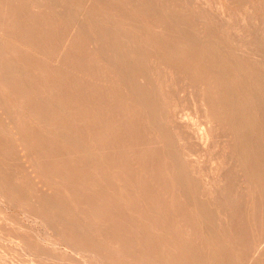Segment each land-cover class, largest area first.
I'll list each match as a JSON object with an SVG mask.
<instances>
[{"label":"rangeland","instance_id":"obj_1","mask_svg":"<svg viewBox=\"0 0 264 264\" xmlns=\"http://www.w3.org/2000/svg\"><path fill=\"white\" fill-rule=\"evenodd\" d=\"M221 4L225 5V7L231 12V18L229 21L224 19V13L221 8ZM247 20L250 21L249 24L247 23ZM262 22H264V0H0V68H2L0 70V87L3 86L0 88V263L65 264L67 262L66 264H124L127 262L126 264H133L134 262L135 264V262H137L136 264H138L140 261L141 263L143 262V264L144 262L145 264H166L165 262H168V264H174L175 262L179 264V262L182 260L180 264H185L183 261L187 259V261H185L186 264L188 261L192 264H219L221 262L223 264H235L236 262L240 264L244 262V264H264V254L260 255L262 257L255 255L258 251H260L261 254L264 249V208H262V211L260 208H258L260 211L256 209L255 211H251L249 213L244 212L243 209L236 208L237 212H234V210H236L235 207L232 209L233 206H235L234 204L238 203V201H244L246 196H249L244 194L245 197H242V191L245 189H241V191L238 190L239 192H237L236 188L231 189V187L228 186V193H231V196L235 195V193H241L242 195H239L237 202H233V199L229 194H227L232 201L230 203L227 200V203L231 204L232 206L227 204L226 200L225 203L222 201H215L216 203H214L213 199H210L207 196L206 187L204 185L205 180H202L201 178H203V175L206 173L214 172L212 164L217 163L219 157L217 154H201L198 151V146H195V144H198V142L197 138H194L195 135L192 131H195L199 128L200 120L203 118V115L200 105L196 103V97L194 95L195 93L191 88L193 87L191 86V82L193 85V80L195 77L201 79L203 78L204 81H208L212 78H217V80L220 82L228 81L227 78L233 77L231 74V71L234 67L233 59L236 60L237 58L244 60V65L240 74L241 80L247 81L250 79V74L253 70L257 73H262L259 72L260 69H264V24H262ZM243 31L250 33L254 40H259V44H261L260 51L263 58L256 56L248 57L243 52L239 53L243 43V37L241 35V32L243 33ZM109 57L111 59L113 58L112 60H109L110 62L107 60L110 59ZM114 59L115 61L113 63L112 61ZM248 68L250 70H247ZM200 71H204L202 72L204 75L201 74ZM17 85H22L20 88L23 90ZM64 86L66 89L63 88ZM142 87H144V89ZM174 87L176 89H174ZM102 89L104 91H102ZM146 91H150L148 95V92ZM222 92L224 101L225 99L229 100L230 96L228 94L232 93V90L225 87ZM92 93H95L96 96L98 94V96L96 97ZM39 95L40 97H38ZM143 95L146 98H142ZM42 96L44 100L42 99ZM162 96H166L167 98ZM115 97H117V100ZM263 98L264 95L259 96L258 99L255 98L256 100H253L252 103L249 102L248 108L250 111L246 109L244 110V114H249L252 111V107H257L258 105L263 104ZM101 100H103L102 103ZM160 100L161 103H157L160 102ZM113 101L116 102L113 103ZM145 102H147V104ZM148 105H151V108L153 109H151ZM166 105L170 108V110ZM119 106L122 108H120L121 112H119ZM184 114L188 115V119L190 120L191 124L187 128H183L179 123L177 124L178 117L180 118L182 116L181 118H184ZM12 115L13 120L11 118ZM100 115L102 116L100 117ZM121 115H126L124 116L126 119V121L123 122L124 124L122 121L125 119ZM65 116L68 117L66 118ZM112 118L114 119L112 120ZM170 119L173 121L174 119L176 120L172 122ZM129 120H131L132 126ZM141 120L143 121L142 123ZM169 120L171 122L170 126L166 122ZM128 122L130 126H128ZM138 122H140L139 125H137ZM16 123H18V125ZM159 123H161L160 129H163V132H161V130L158 128ZM114 124L116 126H114ZM142 124L146 125L144 126ZM131 127H133V131L131 130ZM128 128L132 131V136L128 135L130 137L125 135L131 134ZM141 128H144L148 132L146 131L145 133V131ZM134 129H136L137 132ZM181 129L189 131V137L187 136L186 139H184V142L188 146L187 151L179 150L177 144H173L172 147L170 146V138L173 137L175 132L183 135V132L179 131ZM62 131L64 133L66 132L65 136L67 138L65 136H61L64 135ZM138 131L140 132L138 133ZM141 131L144 132L141 134ZM67 133L71 135H67ZM133 133L136 135L134 136ZM143 133L148 135L145 136ZM120 134H122L123 137ZM140 134L143 136L141 137ZM71 136H74L75 138H72L75 140L77 138V142L73 140ZM131 138H133V140ZM60 139H63V142L60 141ZM68 139H71L70 141L72 142H70ZM129 139H131V143H134H129ZM156 140L160 143V145L159 143L158 145L155 144L157 143ZM153 141L155 142L153 143ZM49 142L52 143L50 144ZM53 143H55V146ZM56 144H58V147L54 149L53 146L56 147ZM71 144L74 146L78 145L76 148L77 150H73L75 148L74 146H71ZM59 145H63L65 149H62L63 147ZM152 145L156 147L154 148ZM50 147H52L53 150ZM59 147L60 149H58ZM70 148L73 151H68ZM110 148L112 150H110ZM158 149L160 153L164 155V157H162ZM20 150L23 152L21 153ZM62 150L67 152L64 153ZM56 152H60L62 158H66V161H68L65 162L64 159V161L60 162L63 159L60 157L61 155ZM69 152L72 154L70 155ZM153 153H155L159 158H157V156H155ZM55 154L58 156L56 155L55 157ZM152 154L155 156V158L150 157ZM113 155H115L114 157L117 158H114ZM46 156H48V159ZM67 157H69V159L71 158V160H69ZM56 158L59 159V161ZM93 158H96V160ZM147 158H149V162ZM25 159L27 160L25 161ZM198 159L200 161H198ZM29 160L31 163H29ZM121 160L124 163H122V165H120ZM26 162L29 164L25 165ZM57 162L60 164L63 163L61 164L62 166L60 164L58 165ZM200 162L203 164H200ZM177 164L183 168H188L187 173H189V175L184 179L186 184L182 185V189L185 188L188 190L187 188H191L190 191L194 190L193 194L195 193V197L192 198L191 196V199L189 198L190 200H187L185 196L181 195L182 190L180 185H178V187L176 185V187L171 185L169 177L173 173H170L168 176H164L166 168H171L174 166L178 168L179 165ZM124 166H127V168ZM230 169H232V167H230ZM128 172H130V174ZM197 172L199 174H197ZM131 173L133 175H131ZM134 173L136 175H134ZM139 175H141L140 178ZM133 179L136 180L137 184ZM148 179H150L152 183ZM38 181H40V183ZM42 182L44 183L42 184ZM129 182L131 183L129 184ZM149 184L151 185L150 188ZM164 186H167L168 190ZM161 187H163V189ZM155 189L158 190V192L154 191ZM171 189L174 190V192ZM148 190H152L153 193L152 191L148 192ZM198 192L199 194H197ZM200 192H202V194ZM161 193H163L162 196ZM203 193H206V195ZM159 196L164 198V202ZM181 198L186 201H181ZM140 199L142 201H140ZM149 199L151 200V203H155L157 205L156 208L153 207L155 204L151 205L150 201H148ZM199 199H202V201ZM207 199L213 203L211 202L210 205ZM179 200L181 202H179ZM10 201L11 203H9ZM198 201H201L199 204L202 207L197 204ZM205 202L208 204V206ZM223 203L224 205L227 204V207H230L229 210L226 206V210H224ZM18 204L20 206H18ZM105 204L108 205V208ZM171 204L172 206H170ZM193 206L194 208L192 210ZM197 206H199V208H197ZM219 207H221L224 212L229 211V213H231L226 215L228 212H225V214ZM117 208L120 209L116 210ZM152 208L156 210H152ZM200 209H202V211ZM157 210L162 214H160ZM165 210L169 214L171 212V214H167ZM179 211H182V213ZM188 211L190 212L188 213ZM192 211H194V213L198 212L199 214H194ZM260 212H262L261 215ZM173 213H175V215H173ZM151 214L155 218L150 216ZM177 214H179V217ZM233 214L236 215L234 216ZM164 215L171 217H166ZM194 215L195 217L201 215L203 218L204 216L206 218H204V220L200 216V219L198 218L197 220V217L194 218ZM207 215L209 216V220L211 218V222L208 220ZM131 216L132 218L129 219ZM159 216H162L165 219L163 220L162 217L158 218ZM229 216H232L231 219ZM156 217L158 218L159 222ZM126 218L128 219L126 220ZM172 218H174L176 222ZM201 219H203V221ZM177 220L180 222V224ZM200 220L203 222V225L202 222H199ZM222 220L223 224L221 222ZM258 220H260V222ZM81 221L84 222L85 226ZM225 221L230 222V224L232 221V224L230 225L228 222H226L225 225ZM105 222L109 227H107ZM131 222L132 224H137V226L131 225ZM141 224H143V226ZM156 224H159L158 226L167 224L168 228H164L166 226H163L162 228L160 226L158 228ZM204 224H206V226ZM208 224L211 226H208ZM213 224H215L216 227ZM256 224H260L259 226H261V228H256L258 227ZM110 225L113 229H111ZM172 225L177 226H174L173 228ZM200 225L203 226V228ZM105 227L106 230H104ZM156 227L157 229H154ZM219 227L220 229H218ZM223 227L224 229L225 227L228 228L223 230ZM101 228L104 231L101 230ZM150 228H153L154 230L152 229V231ZM253 228H255V230ZM168 229L172 230L171 233ZM201 229L203 230V234L206 235L202 234ZM207 229H210L212 232L209 233ZM94 230H96L97 233H95ZM123 230L128 232L125 231L124 233ZM163 230L167 233L163 232ZM193 230L194 233L198 232V234H194ZM82 231L84 233H82ZM106 231H108L109 234L105 233ZM175 231H178L177 235ZM191 231L194 235L190 234ZM71 232H73V234ZM136 232H141V235L143 232L144 233L140 238L138 233L135 234ZM244 232L246 235H244ZM155 234L156 236H154ZM181 234H185L183 236H185V240L187 242L184 240V237L181 236ZM200 234L202 236H200ZM103 235L106 236V238H104L107 240L103 238ZM132 235H135L136 238ZM85 236L88 238H85ZM89 236H91V238H89ZM110 236L111 239L109 238ZM127 236H131L132 239L131 237L128 239ZM143 236L146 237L144 238ZM250 236H254L253 239L255 240L253 241L252 237ZM152 237H154V240ZM197 237H199L200 240L197 239ZM246 237H248L247 240L251 238L249 240L250 243L246 240ZM259 237H262V239H259ZM161 238L167 239L163 241ZM121 239L124 240H122L123 243L120 241ZM134 239H136V242H133ZM172 239L175 243L172 241ZM203 239L204 242H202ZM205 239H208V241L206 240V244L203 246L202 244L205 243ZM242 239H245L244 242L248 243V246H246V243H243ZM127 240L130 241L129 244L126 242ZM160 240L163 242H161L162 244L160 243ZM67 241L71 244L74 243V248H72L73 246ZM99 241L101 245H104V248H108L104 249L103 246H100ZM112 241H114V243ZM115 241L118 243H115ZM144 241H147L151 245L156 241L158 242H156V245L154 243V247H152L148 243L146 245ZM189 241L190 245L193 244L192 246H187ZM230 241H233V243ZM125 242L126 245H123ZM217 242L219 243L217 244ZM157 243L161 244V246ZM237 243L238 245L240 244V246L237 247ZM241 243L243 247L241 246ZM130 244L133 247H130ZM172 244L175 246L173 245V247H171ZM177 244L180 245L179 250V245L177 246ZM229 245L231 247H229ZM95 246V249L97 250L94 249ZM127 246L129 249L134 248V250H129ZM197 246L200 247V249H197ZM210 246L214 247L211 248ZM136 247H138L139 251L136 250ZM247 247L251 248L248 249ZM160 248L165 250V252L162 250V255ZM181 248L183 250H181ZM185 248L188 251L190 250L189 253H191V255L185 252ZM114 249L117 250V252L114 251ZM154 249L157 250L155 251ZM192 249L195 250L193 251ZM241 249L243 251L242 256H240L242 253ZM148 250L150 252L149 254ZM200 250L203 252L201 251L200 253ZM207 250H209V252ZM103 251H106V253ZM143 251L147 253L144 254ZM152 251H154V253H151ZM191 251L195 252V255L194 253L192 254ZM226 251L229 254L226 253ZM121 253H123V255ZM248 253L249 257L247 256ZM106 254L108 257H105L107 256ZM147 254L151 255L150 257L153 258L148 257ZM244 254L246 255L245 259H247L248 262L245 261L243 256ZM113 256L114 258H112ZM145 256L148 257V259H146ZM181 256L184 259L181 258ZM189 256H193L196 260ZM231 256L233 260L231 259ZM166 257H168V259ZM156 258L157 260L160 259L158 260L159 262L156 260ZM259 258H261L260 260L262 263H260ZM138 259L141 260L137 261ZM152 259H155L158 263L154 262ZM235 259H239V262ZM121 260L122 262H120ZM131 260H133V262ZM163 260L166 261L164 262ZM167 260H170V262ZM230 260L233 262L231 263ZM172 261L175 262L173 263Z\"/></svg>","mask_w":264,"mask_h":264},{"label":"bare ground","instance_id":"obj_2","mask_svg":"<svg viewBox=\"0 0 264 264\" xmlns=\"http://www.w3.org/2000/svg\"><path fill=\"white\" fill-rule=\"evenodd\" d=\"M29 1V0H28ZM170 4V3H169ZM221 8H222V10H223V13H224V19L225 20H227V21H229V19L231 18V12H230V10H228L226 7H225V5H222L221 4ZM18 12V11H17ZM202 14V13H201ZM131 15V14H130ZM255 16V15H254ZM198 19V18H197ZM246 19V18H245ZM6 21V20H5ZM221 21V20H220ZM32 22V21H31ZM37 23V22H36ZM235 23V22H234ZM247 23L249 24L250 23V21H248L247 20ZM256 23V22H255ZM22 24V23H21ZM116 24V23H115ZM261 24V23H260ZM262 24H264V22H262ZM77 25V24H76ZM189 25V24H188ZM187 25V26H188ZM77 27V26H76ZM75 27V28H76ZM253 27V26H252ZM238 28V27H237ZM29 29V28H28ZM84 29V28H83ZM108 29V28H107ZM195 29V28H194ZM246 29V28H245ZM236 30V29H235ZM251 30V29H250ZM251 32V31H250ZM57 33V32H56ZM28 34V33H27ZM6 35V34H5ZM182 35V34H181ZM241 35H242V37H243V43H242V45H241V48H240V50H239V53L240 52H243L244 54H246L248 57H250V56H256V57H260V58H263V56L261 55V44H259V40L257 41V40H254L253 39V37H251L252 35L250 34V33H246L245 31H243V33L241 32ZM18 36V35H17ZM16 36V37H17ZM28 36V35H27ZM12 37V36H11ZM21 37V36H20ZM29 37V36H28ZM51 37V36H50ZM62 37V36H61ZM211 38V37H210ZM21 39V38H20ZM31 39V38H30ZM78 39V38H77ZM18 40V39H17ZM24 42H25V40H24ZM37 42V41H36ZM2 44V43H1ZM38 44V43H37ZM185 45V44H184ZM183 47V46H182ZM6 48V47H5ZM116 48V47H115ZM151 48V47H150ZM227 48V47H226ZM9 50H10V48H9ZM183 50V49H182ZM185 50V49H184ZM196 50V49H195ZM226 50V49H225ZM19 51V50H18ZM117 51V50H116ZM187 51V50H186ZM151 52V51H150ZM111 54H112V52H111ZM185 54H187V53H185ZM7 55V54H6ZM204 55V54H203ZM110 56V55H109ZM191 56V55H190ZM108 57V56H107ZM179 57V56H178ZM206 57V56H205ZM5 58V57H4ZM82 58V57H81ZM110 58V57H109ZM143 58H144V56H143ZM191 58V57H190ZM106 59V58H105ZM113 59V58H112ZM111 58L110 59H107L108 61L109 60H112ZM116 59V58H115ZM115 59L112 61L113 63H114V61H115ZM125 59V58H124ZM179 59V58H178ZM205 59H207V58H205ZM22 60H23V58H22ZM180 61V60H179ZM204 61V60H203ZM209 61V60H208ZM16 62V61H15ZM110 62V61H109ZM117 62V61H116ZM155 62V61H154ZM233 62H234V67H233V69H232V71H231V74H232V78H227L228 79V81H223V82H220V81H218L217 80V78H212V79H210V80H208V81H204V79L202 78H198V77H195V79L193 80L194 81V83H193V85H192V82H191V86H193V87H191L192 88V90H193V92L195 93L194 95H195V97H196V103H198L199 105H200V107H201V109H202V115H203V118L200 120V125H199V128L197 129V130H195V131H192L193 133H194V138L196 137L197 138V142H198V144H195V146L197 145L198 147V151L201 153V154H217L218 155V157H219V160L217 161V163H213L212 165H213V169H214V172H212V173H206V174H204L203 175V178H201L202 180H205L204 182V185H205V187H206V193H207V196L210 198V199H213V201H214V203H216L215 201H222V202H224L225 203V200H226V203H227V200H228V202H232L231 200H230V198H229V196L227 195V194H231V193H228V186H230L231 187V189L232 188H236L237 189V192H239L238 190H240L241 191V189H245V190H243L242 191V195H241V193L240 194H237V193H235V195H233V196H231L230 195V197L233 199V202H237V198L239 197V195H241L242 197H245L244 196V194H246V195H249V196H246V198L244 199V201H238V203H235L234 205L235 206H233V208L232 209H234V207H235V209L236 208H240V209H243L244 210V212H251V211H255L256 209L258 210V211H260L258 208H260L261 209V211H262V208H264V103L263 104H260V105H258L257 107H252V111L249 113V114H244V110H246V109H248L249 110V108H248V104H249V102H251L252 103V101L253 100H256V99H258L259 98V96H262V95H264V69H260L259 70V72H262V73H257V72H255L254 70L251 72V74H250V79H246L247 81H243V80H241V78H240V74H241V69H242V67H243V65H244V60H240V59H233ZM11 64V63H10ZM3 65V64H2ZM1 65V66H2ZM82 65V64H81ZM114 65H116V64H114ZM12 66V65H11ZM10 66V67H11ZM88 66H90V65H88ZM117 66H119V65H117ZM122 66V65H121ZM123 67V66H122ZM179 67V66H178ZM157 68V67H156ZM2 68H0V70H1ZM92 69V68H91ZM122 69V68H121ZM209 69V68H208ZM6 70H7V68H6ZM10 70V69H9ZM141 70V69H140ZM159 70V69H158ZM247 70H250L249 68L247 69ZM5 71V70H4ZM160 71V70H159ZM212 71V70H211ZM221 71V70H220ZM8 72V71H7ZM168 72V71H167ZM202 72H204V71H200V73L201 74H203ZM2 73V72H1ZM92 73H93V71H92ZM7 74V73H6ZM91 74V73H90ZM128 74V73H127ZM97 75H98V73H97ZM151 75H152V73H151ZM160 75V74H159ZM169 75V74H168ZM204 75V74H203ZM10 76V75H9ZM12 77V76H11ZM17 77V76H16ZM60 77H62V76H60ZM100 77V76H99ZM106 77V76H105ZM21 78V77H20ZM122 78V77H121ZM155 78H156V76H155ZM160 78V77H159ZM169 78V77H168ZM62 80H63V78H62ZM147 80V79H146ZM170 80V79H169ZM6 81V80H5ZM86 81V80H85ZM132 81V80H131ZM134 81V80H133ZM155 81H156V79H155ZM159 81V80H158ZM157 81V82H158ZM23 82V81H22ZM83 82V81H82ZM128 82V81H127ZM149 82V81H148ZM190 82V81H189ZM125 83V82H124ZM145 83V82H144ZM144 83H143V85H144ZM150 83V82H149ZM161 83V82H160ZM6 84V83H5ZM18 84V83H17ZM20 84V83H19ZM65 84V83H64ZM127 84V83H126ZM4 85V84H3ZM73 85V84H72ZM86 85V84H85ZM88 85V84H87ZM145 85H146V83H145ZM165 85V84H164ZM170 85V84H169ZM168 85V86H169ZM190 85V84H189ZM8 86V85H7ZM17 86H19V85H17ZM22 86V85H21ZM21 86H19V88L21 87ZM24 86V85H23ZM26 86V85H25ZM54 86V85H53ZM141 86V85H140ZM140 86H139V89H140ZM147 86V85H146ZM3 86H1L0 88H2ZM84 87V86H83ZM129 87V86H128ZM160 87V86H159ZM165 87V86H164ZM173 87V86H172ZM171 87V88H172ZM188 87V86H187ZM228 88V89H230V90H232V93H230V94H228L229 96H230V99L229 100H227V99H225V101H224V96H223V90H224V88ZM53 88H55V87H53ZM63 88H65V86L63 87ZM80 88H82V87H80ZM143 89H144V87H142ZM190 88V89H191ZM5 89V88H4ZM20 89H22V88H20ZM19 89V90H20ZM26 89V88H25ZM66 89V88H65ZM104 89V88H103ZM102 89V91H104ZM106 89V88H105ZM111 89V88H110ZM113 89H115V88H113ZM119 89H121V88H119ZM165 89V88H164ZM174 89H176L175 87H174ZM178 89V88H177ZM23 90V89H22ZM27 90V89H26ZM29 90V89H28ZM32 90V89H31ZM68 90V89H67ZM66 90V91H67ZM100 90V89H99ZM123 90V89H122ZM246 90H247V92H246ZM10 91V90H9ZM30 91V90H29ZM101 91V90H100ZM109 91H111V90H109ZM108 91V92H109ZM112 91H114V90H112ZM163 91V90H162ZM87 92H89V91H87ZM146 92H148V91H146ZM150 92V91H149ZM149 92L147 93V95L149 94ZM19 93H20V91H19ZM83 93H84V90H83ZM97 93H99V92H97ZM127 93H128V91H127ZM141 93H142V91H141ZM153 93V92H152ZM65 94V93H64ZM89 94H91V93H89ZM92 94H94V96H96L95 95V93H92ZM105 94V93H104ZM144 94V93H143ZM151 94V93H150ZM161 94V93H160ZM160 94H158V95H160ZM178 94H179V92H178ZM23 95V94H22ZM81 95V94H80ZM115 95L117 96V94L115 93ZM162 95V94H161ZM165 95V94H164ZM71 96V95H70ZM97 96H98V94H97ZM96 96V97H97ZM139 96V95H138ZM155 96V95H154ZM156 96H157V94H156ZM189 96V95H188ZM38 97H40V95L38 96ZM48 97H50V96H48ZM108 97V96H107ZM142 97V96H141ZM162 97H166V96H162ZM183 97V96H182ZM256 99H255V98ZM28 98V97H27ZM74 98V97H73ZM99 98V97H98ZM117 97H115V99H116ZM142 98H146V97H144V95H143V97ZM155 98V97H154ZM164 98H162V99H164ZM167 98V97H166ZM2 99V98H1ZM42 99H43V96H42ZM95 99V98H94ZM134 99V98H133ZM138 99H140V98H138ZM152 99V98H151ZM150 99V100H151ZM194 99V98H193ZM23 100H24V98H23ZM36 100V99H35ZM44 100V99H43ZM58 100H59V98H58ZM97 100V99H96ZM104 100V99H103ZM103 100H101V103L103 102ZM110 100V99H109ZM113 100H114V98H113ZM117 100V99H116ZM188 100V99H187ZM190 100V99H189ZM263 101H264V98L262 99ZM2 101V100H1ZM34 101V100H33ZM90 101V100H89ZM262 101V102H263ZM61 102V101H60ZM97 102V101H96ZM99 102V101H98ZM116 102V101H115ZM114 101H113V103H115ZM125 102V101H124ZM123 102V103H124ZM148 102V101H147ZM147 102H145L146 104H147ZM13 103V102H12ZM46 103V102H45ZM80 103H82V102H80ZM95 103V102H94ZM122 103V104H123ZM153 103V102H152ZM157 103H161V100H160V102H157ZM166 103H167V101H166ZM169 103H171V102H169ZM225 103V104H224ZM260 103V102H259ZM3 104V103H2ZM35 104V103H34ZM40 104V103H39ZM62 104V103H61ZM83 104V103H82ZM97 104V103H96ZM109 104V103H108ZM121 104V103H120ZM125 104V103H124ZM195 104V103H194ZM111 105V104H110ZM134 105V104H133ZM137 105V104H136ZM168 105H170V104H168ZM196 105V104H195ZM25 106V105H24ZM30 106V105H29ZM42 106V105H41ZM80 106V105H79ZM95 106V105H94ZM105 106H106V104H105ZM113 106V105H112ZM144 106V105H143ZM149 106V105H148ZM161 106V105H160ZM167 106V105H166ZM1 107H3V106H1ZM17 107V106H16ZM26 107V106H25ZM110 107V106H109ZM116 107V106H115ZM131 107V106H130ZM129 107V108H130ZM135 107V106H134ZM150 108L152 107L151 105L149 106ZM168 107V106H167ZM13 108V107H12ZM37 108V107H36ZM51 108V107H50ZM114 108V107H113ZM120 106H119V110H120ZM123 108H124V105H123ZM128 108V109H129ZM132 108V107H131ZM138 108V107H137ZM145 108V107H144ZM169 108V107H168ZM19 109V108H18ZM22 109V108H21ZM105 109V108H104ZM122 109V108H121ZM126 109V108H125ZM151 109H153V108H151ZM150 109V110H151ZM163 109H164V107H163ZM197 109V108H196ZM23 110V109H22ZM111 110V109H110ZM118 110V109H117ZM116 110V111H117ZM149 110V109H148ZM169 110H170V108H169ZM27 111V110H26ZM67 111V110H66ZM69 111V110H68ZM113 111V110H112ZM115 111V112H116ZM131 111V110H130ZM153 111V110H152ZM164 111H165V109H164ZM197 111V110H196ZM250 111V110H249ZM24 112V111H23ZM119 112H121V110L119 111ZM118 112V113H119ZM149 112H151V111H149ZM168 112V111H167ZM170 112V111H169ZM181 112V111H180ZM4 113V112H3ZM8 113H10V112H8ZM33 113V112H32ZM38 113V112H37ZM43 113V112H42ZM57 113V112H56ZM90 113V112H89ZM127 113H129V112H127ZM143 113V112H142ZM197 113V112H196ZM199 113V112H198ZM48 114V113H47ZM50 114V113H49ZM111 114V113H110ZM125 114V113H124ZM147 114L149 115V113L147 112ZM187 114H188V112H187ZM39 115V114H38ZM41 115V114H40ZM98 115V114H97ZM126 115H129V114H126ZM126 115H121L123 118H124V116H126ZM168 115V114H167ZM170 115V114H169ZM181 115V114H180ZM24 116V115H23ZM53 116V115H52ZM51 116V117H52ZM102 115H100V117H101ZM107 116V115H106ZM112 116V115H111ZM110 116V117H111ZM138 116V115H137ZM161 116V115H160ZM184 118H179L178 117V122H177V124L179 123L183 128H187L189 125H191L190 124V120L188 119V115H186V114H184ZM192 116V115H191ZM196 116H198V115H196ZM13 117V115L11 116V118ZM18 117V116H17ZM47 117V116H46ZM66 117V116H65ZM68 117V116H67ZM66 117V118H67ZM92 117H93V115H92ZM129 117V116H128ZM131 117V116H130ZM138 117H140V116H138ZM137 117V118H138ZM157 117H159V116H157ZM162 117V116H161ZM166 117H168V116H166ZM199 117H200V115H199ZM198 117V118H199ZM36 118V117H35ZM42 118V117H41ZM103 118V117H102ZM119 118V117H118ZM127 118V117H126ZM152 118V117H151ZM189 118H190V115H189ZM16 119V118H15ZM15 119H14V122H15ZM47 119V118H46ZM65 119V118H64ZM114 118H112V120H113ZM121 119V118H120ZM125 119V118H124ZM127 119H129V118H127ZM160 119H162V118H160ZM8 120V119H7ZM12 120H13V118H12ZM34 120H36V119H34ZM110 120V119H109ZM118 120V119H117ZM137 120V119H136ZM158 120V119H157ZM171 120V119H170ZM170 120L169 121H166L168 124H169V126H170V124H171V122H170ZM176 119H174V121H175ZM193 120V119H192ZM16 121H18V120H16ZM26 121V120H25ZM63 121H66V120H63ZM97 121V120H96ZM108 121V120H107ZM119 121H122V120H119ZM124 121H126V119L125 120H123L122 121V123L124 122ZM133 121V120H132ZM150 121V120H149ZM172 122H174L173 120H171ZM199 121V120H198ZM115 122V121H114ZM129 122H130V124H131V126H132V123H131V120H129ZM129 122H128V124H129ZM143 121L141 120V123H142ZM153 122V121H152ZM164 122V121H163ZM113 123V122H112ZM135 123H136V121H135ZM156 123H158V122H156ZM165 123V122H164ZM164 123H162V124H164ZM17 125H18V123H16ZM26 124V123H25ZM124 124V123H123ZM130 124L128 125V126H130ZM140 124V122H138V124L137 125H139ZM166 124V123H165ZM164 124V125H165ZM167 124V125H168ZM176 124V123H175ZM174 124V125H175ZM49 125V124H48ZM58 125V124H57ZM78 125V124H77ZM137 125H135V126H137ZM142 125H144V124H142ZM141 125V126H142ZM146 125V124H145ZM144 125V126H145ZM152 125V124H151ZM159 125V129H160V127H161V123H159L158 124ZM163 125V126H164ZM195 125V124H194ZM198 125V124H197ZM6 126V125H5ZM112 126V125H111ZM114 126H116L115 124H114ZM140 126V127H141ZM168 126V127H169ZM180 126V127H181ZM13 127V126H12ZM22 127V126H21ZM50 127V126H49ZM92 127V126H91ZM125 127H126V125H125ZM124 127V128H125ZM148 127V126H147ZM176 127V126H175ZM37 128V127H36ZM132 129V131H133V127H131ZM149 128H151V127H149ZM165 128V127H164ZM166 128H167V126H166ZM14 129V128H13ZM19 129V128H18ZM29 129V128H28ZM44 129V128H43ZM94 129V128H93ZM101 129V128H100ZM126 129V128H125ZM129 129V128H128ZM138 129H139V127H138ZM142 129V128H141ZM153 129V128H152ZM170 129H171V127H170ZM175 129V128H174ZM52 130V129H51ZM130 129H129V131H130V133L132 132ZM134 130H136V129H134ZM142 130H144L145 131V133H146V131L147 130H145L144 128L142 129ZM161 130V129H160ZM163 130V129H162ZM161 130V132H163ZM46 131H48V130H46ZM144 131H141V134H142V132H144ZM169 131V130H168ZM176 131V130H175ZM179 131H182L183 132V135L182 134H178L177 132H175V134L173 135V137L172 138H170V146L172 147V145L173 144H177L178 145V148H179V150H182V151H187V149H188V146H187V144L184 142V139H186V137L189 135V131L188 130H184V129H181V130H179ZM9 132V131H8ZM53 132V131H52ZM63 132V131H62ZM68 132V131H67ZM121 132V131H120ZM135 132V131H134ZM136 132H137V130H136ZM140 131H138V133H139ZM148 132V131H147ZM150 132V131H149ZM12 133V132H11ZM42 133V132H41ZM55 133H56V131H55ZM54 133V134H55ZM64 133V132H63ZM63 133H61V134H63ZM66 133V132H65ZM64 133V135H61L62 137L63 136H65L66 134ZM145 133H143V134H145ZM165 133V132H164ZM37 134V133H36ZM108 134V133H107ZM134 134V133H133ZM141 134H140V136H141ZM166 134V133H165ZM15 135V134H14ZM23 135V134H22ZM26 135V134H25ZM39 135V134H38ZM52 135V134H51ZM67 135H71V134H68L67 133ZM77 135V134H76ZM121 136H122V134H120ZM125 135H131L132 136V133L131 134H125ZM136 134H134V136H135ZM148 135V134H147ZM146 134H145V136H147ZM164 135V134H163ZM54 136V135H53ZM77 136H79V135H77ZM76 136V137H77ZM143 136V135H142ZM141 136V137H142ZM157 136V135H156ZM21 137V136H20ZM55 137V136H54ZM66 137V136H65ZM75 138L74 136H71V138ZM80 137V136H79ZM123 137V136H122ZM128 137H130V136H128ZM137 137V136H136ZM167 137V136H166ZM189 137V136H188ZM53 138V137H52ZM67 138V137H66ZM72 138V139H73ZM81 138V137H80ZM120 138V137H119ZM143 138H146V137H143ZM150 138V137H149ZM149 138H147V139H149ZM193 138V137H192ZM8 139V138H7ZM21 139V138H20ZM26 139V138H25ZM132 140H133V138H131ZM131 139H129V143H131L130 141H131ZM136 139V138H135ZM146 139V140H147ZM156 139V138H155ZM22 140V139H21ZM32 140H34V139H32ZM48 140V139H47ZM54 140V139H53ZM53 140H52V142H53ZM63 140V139H62ZM61 139H60V141H62ZM67 140V139H66ZM69 140V139H68ZM71 140V139H70ZM69 140V141H70ZM73 140H75V139H73ZM77 138H76V142H77ZM111 140V139H110ZM121 140V139H120ZM196 140V139H195ZM241 140H243V141H241ZM24 141V140H23ZM141 141H142V139H141ZM187 141V140H186ZM51 142V143H52ZM58 142V141H57ZM63 142V141H62ZM70 142H72V141H70ZM150 142V141H149ZM155 141H153V143H154ZM156 142L157 143H155V144H157L158 145V141L156 140ZM24 143V142H23ZM50 143V142H49ZM50 143V144H51ZM66 143H67V141H66ZM121 143V142H120ZM134 143V142H133ZM133 143H131V144H133ZM146 143V142H145ZM145 143H144V145H145ZM195 143H196V141H195ZM13 144V143H12ZM15 144H17V143H15ZM43 144V143H42ZM42 144H41V146H42ZM63 144V143H62ZM112 144V143H111ZM117 144V143H116ZM137 144V143H136ZM23 145V144H22ZM53 145L55 146V143H53ZM80 145V144H79ZM121 145V144H120ZM126 145V144H125ZM149 145V144H148ZM159 145H160V143H159ZM21 146V145H20ZM29 146V145H28ZM27 146V147H28ZM53 146V148L54 149H56L57 147H58V144H56V147H54ZM59 146H62L63 147V145H59ZM65 146V145H64ZM67 146H68V144H67ZM71 146H74V145H72L71 144ZM77 146L78 145H76V146H74V148L75 149H73V150H77L76 148H77ZM123 146V145H122ZM153 146V145H152ZM81 147V146H80ZM108 147V146H107ZM106 147V148H107ZM139 147V146H138ZM145 147V146H144ZM143 147V148H144ZM149 147V146H148ZM154 147V146H153ZM153 147H150V148H153ZM156 147V146H155ZM154 147V148H155ZM8 148V147H7ZM45 148V147H44ZM50 148H52V147H50ZM53 148H52V150H53ZM66 148H68V147H66ZM73 148V147H72ZM105 148V147H104ZM120 148V147H119ZM125 148V147H124ZM132 148V147H131ZM137 148V147H136ZM193 148V147H192ZM58 149H60V147L58 148ZM62 149H65V147H63ZM108 149H109V147H108ZM122 149V148H121ZM146 149H147V147H146ZM149 149V148H148ZM191 149V148H190ZM68 150V149H67ZM71 150V148L68 150V151H70ZM73 150H71V151H73ZM84 150V149H83ZM103 150V149H102ZM110 150H112L111 148H110ZM138 150V149H137ZM136 150V151H137ZM172 150V149H171ZM194 150V149H193ZM47 151V150H46ZM45 151V152H46ZM56 151V150H55ZM63 151V150H62ZM62 151H60V152H62ZM90 151V150H89ZM108 151V150H107ZM106 151V152H107ZM141 151V150H140ZM155 151V150H154ZM158 151H159V149H158ZM12 152V151H11ZM20 152L22 153L23 151L22 150H20ZM31 152V151H30ZM60 152H56V153H59V155H61V153ZM64 153H66L65 151H63ZM97 152V151H96ZM119 152V151H118ZM145 152H146V150H145ZM25 153V152H24ZM33 153H35V152H33ZM54 153V152H53ZM70 153V155L72 154L71 152H69ZM69 153H68V155H69ZM77 153H78V151H77ZM81 153V152H80ZM89 153V152H88ZM99 153V152H98ZM113 153V152H112ZM111 153V154H112ZM119 153H121V152H119ZM137 153V152H136ZM142 153V152H141ZM159 153H160V151H159ZM182 153V152H181ZM41 154V153H40ZM74 154H76V153H74ZM122 154V153H121ZM120 154V155H121ZM125 154V153H124ZM140 154V153H139ZM147 154V153H146ZM145 154V155H146ZM153 154H155V153H153ZM152 154V156H150L151 158H155V156H157L156 154H155V156ZM161 154V153H160ZM183 154V153H182ZM14 155V154H13ZM43 155V154H42ZM56 155L57 154H55V157H56ZM69 155V156H70ZM78 155H79V153H78ZM83 155V154H82ZM103 155V154H102ZM133 155V154H132ZM141 155V154H140ZM162 155V154H161ZM173 155V154H172ZM192 155H194V154H192ZM211 155V156H212ZM31 156H32V154H31ZM40 156V155H39ZM50 156V155H49ZM58 156V155H57ZM64 156V155H63ZM95 156V155H94ZM109 156V155H108ZM115 155H113V157H114ZM119 156V155H118ZM147 156H148V154H147ZM160 156V155H159ZM171 156V155H170ZM24 157V156H23ZM47 157V159H48V156H46ZM61 158H62V155L60 156ZM59 157V158H60ZM71 157H73V156H71ZM76 157V156H75ZM124 157H127V156H124ZM139 157V156H138ZM149 157V156H148ZM162 157H164V155H162ZM14 158V157H13ZM26 158V157H25ZM43 158H44V156H43ZM51 158V157H50ZM68 159H69V157H67ZM92 158V157H91ZM114 158H117V157H114ZM140 158V157H139ZM150 158V159H151ZM157 158H159L158 156H157ZM185 158V157H184ZM19 159V158H18ZM57 159V158H56ZM63 160H61L60 162H62V161H64V159H65V162H67L66 161V158H62ZM78 159V158H77ZM76 159V160H77ZM93 159H95L96 160V158H93ZM110 159V158H109ZM112 159V158H111ZM125 159V158H124ZM129 159H130V157H129ZM148 159V162H149V158H147ZM174 159V158H173ZM179 159V158H178ZM177 159V160H178ZM27 159H25V161H26ZM58 161H59V159H57ZM69 160H71V158L69 159ZM79 160V159H78ZM113 160V159H112ZM115 160V159H114ZM120 160V159H119ZM169 160V159H168ZM185 160V159H184ZM214 160V159H213ZM212 160V161H213ZM228 160V161H227ZM34 161V160H33ZM45 161V160H44ZM48 161V160H47ZM53 161V160H52ZM75 161V160H74ZM73 161V162H74ZM125 161V160H124ZM155 161H158V160H155ZM179 161H181V160H179ZM197 161V160H196ZM198 161H200L199 159H198ZM39 162H40V160H39ZM54 162V161H53ZM81 162V161H80ZM94 162V161H93ZM120 162V161H119ZM127 162H128V160H127ZM139 162V161H138ZM143 162V161H142ZM186 162H189V161H186ZM215 162V161H214ZM29 163H31L30 162V160H29ZM29 163H27L26 162V164L25 165H27V164H29ZM41 163V162H40ZM58 163V162H57ZM56 163V164H57ZM82 163V162H81ZM122 160H121V164L120 165H122ZM169 163H170V161H169ZM180 163V162H179ZM183 163V162H182ZM202 162H200V164H201ZM53 164V163H52ZM60 163H58V165H59ZM61 164H63V163H61ZM60 164V165H61ZM124 164V163H123ZM141 164H143V163H141ZM146 164H147V162H146ZM203 164V163H202ZM208 164H210V163H208ZM33 165H35V164H33ZM50 165V164H49ZM55 165V164H54ZM151 165V164H150ZM154 165V164H153ZM177 165H179V164H177ZM198 165V164H197ZM47 166V165H46ZM56 166V165H55ZM62 166V165H61ZM85 166V165H84ZM87 166V165H86ZM89 166V165H88ZM102 166V165H101ZM137 166V165H136ZM138 166H139V164H138ZM173 166V165H172ZM44 167V166H43ZM66 167V166H65ZM105 167V166H104ZM124 167H126L127 168V166H124ZM165 167V166H164ZM201 167V166H200ZM230 167H232V169H230ZM32 168H33V166H32ZM155 168V167H154ZM179 168V169H178ZM178 168L177 167H171V168H166L165 169V175L164 176H168L170 173H173L170 177H169V179H170V183H171V185H173V186H177L178 187V185H180V187H181V190H182V196H185L186 198H187V200H190L191 198V196H192V198L193 197H195L194 196V194H193V191L191 192L190 191V189L189 188H187L188 190H186L185 188H183L182 189V185H184V184H186L185 183V181H184V179L189 175V173H187V171H188V168H183V167H181L180 165L178 166ZM196 168V167H195ZM2 169V168H1ZM31 169V168H30ZM48 169V168H47ZM62 169V168H61ZM64 169H66V168H64ZM87 169V168H86ZM212 169V170H213ZM27 170V169H26ZM95 170V169H94ZM97 170V169H96ZM135 170V169H134ZM150 170V169H149ZM152 170V169H151ZM196 170V169H195ZM194 170V171H195ZM1 171V170H0ZM70 171V170H69ZM85 171V170H84ZM88 171V170H87ZM125 171V170H124ZM181 171H183V172H181ZM202 171V170H201ZM231 171V172H230ZM31 172V171H30ZM34 172V171H33ZM90 172V171H89ZM100 172V171H99ZM98 172V173H99ZM101 172H102V170H101ZM127 172V171H126ZM133 172V171H132ZM162 172V171H161ZM160 172V173H161ZM208 172V171H207ZM210 172V171H209ZM26 173V172H25ZM28 173V172H27ZM35 173V172H34ZM129 174H130V172H128ZM138 173V172H137ZM144 173V172H143ZM151 173H152V171H151ZM192 173H194V172H192ZM16 174V173H15ZM33 174V173H32ZM103 174V173H102ZM197 174H199L198 172H197ZM34 175V174H33ZM131 175H133L132 173H131ZM134 175H136L135 173H134ZM141 175H143V174H141ZM141 175H139V178H140V176ZM161 175V174H160ZM2 176V175H1ZM40 176H41V174H40ZM122 176V175H121ZM143 176H145V175H143ZM153 176V175H152ZM155 176V175H154ZM163 176V175H162ZM190 176H191V174H190ZM37 177H38V175H37ZM44 177V176H43ZM49 177H50V175H49ZM62 177V176H61ZM123 177V176H122ZM132 177V176H131ZM12 178V177H11ZM103 178V177H102ZM113 178V177H112ZM124 178H125V176H124ZM133 178V177H132ZM87 179V178H86ZM119 179V178H118ZM126 179V178H125ZM157 179V178H156ZM163 179V178H162ZM16 180V179H15ZM20 180V179H19ZM41 180V179H40ZM55 180V179H54ZM61 180V179H60ZM133 180H135V179H133ZM148 180H150V179H148ZM187 180V179H186ZM191 180H192V178H191ZM65 181V180H64ZM113 181V180H112ZM127 181V180H126ZM158 181V180H157ZM162 181V180H161ZM160 181V182H161ZM167 181H168V179H167ZM188 181V180H187ZM37 182V181H36ZM39 183H40V181H38ZM122 182V181H121ZM135 182H136V180H135ZM140 182V181H139ZM143 182V181H142ZM145 182V181H144ZM150 182H151V180H150ZM155 182V181H154ZM163 182H164V180H163ZM166 182V181H165ZM44 182H42V184H43ZM131 182H129V184H130ZM152 183V182H151ZM150 183V184H151ZM202 183V182H201ZM15 184V183H14ZM120 184V183H119ZM136 184H137V182H136ZM135 184V185H136ZM143 184V183H142ZM149 184V188L151 187V185ZM168 184V183H167ZM40 185V184H39ZM147 185H148V183H147ZM155 185V184H154ZM160 185V184H159ZM191 185V184H190ZM131 186H133V185H131ZM140 186V185H139ZM143 186H144V184H143ZM153 186V185H152ZM163 186V185H162ZM168 186H169V184H168ZM175 186V187H176ZM186 186V185H185ZM8 187V186H7ZM19 187V186H18ZM44 187V186H43ZM165 187V186H164ZM171 187V186H170ZM13 188H15V187H13ZM25 188V187H24ZM128 188V187H127ZM144 188V187H143ZM153 188H156V187H153ZM158 188V187H157ZM162 189H163V187H161ZM166 189H167V186L165 187ZM198 188V187H197ZM130 189V188H129ZM179 189V188H178ZM177 189V190H178ZM201 189V188H200ZM204 189V188H203ZM94 190H96V189H94ZM168 190V189H167ZM172 190V189H171ZM51 191V190H50ZM128 191V190H127ZM149 191H152V190H148V192ZM154 191H157L158 192V190H154ZM166 191V190H165ZM173 192H174V190H172ZM201 191V190H200ZM203 192H205L204 190H202ZM235 191V190H234ZM2 192V191H1ZM161 192V191H160ZM164 192V191H163ZM152 193H153V191H152ZM166 193V192H165ZM201 194H202V192H200ZM206 193H203V194H205L206 195ZM42 194V193H41ZM145 194V193H144ZM162 194L163 193H161V196H162ZM179 194V193H178ZM197 194H199V192L197 193ZM196 194V195H197ZM233 194V193H232ZM61 195V194H60ZM109 195V194H108ZM119 195V194H118ZM154 195H155V193H154ZM169 195H171V194H169ZM168 195V196H169ZM59 196V195H58ZM113 196V195H112ZM153 196V195H152ZM173 196H174V194H173ZM176 196H177V194H176ZM182 196H180V197H182ZM203 196V195H202ZM201 196V197H202ZM122 197V196H121ZM124 197V196H123ZM160 197V196H159ZM164 197V196H163ZM167 197V196H166ZM175 197V196H174ZM197 197V196H196ZM11 198H13V197H11ZM91 198V197H90ZM148 198V197H147ZM160 198H162V197H160ZM190 198V199H189ZM198 198H199V196H198ZM64 199V198H63ZM163 199L164 198H162V201H163ZM170 199V198H169ZM180 199V198H179ZM195 199V198H194ZM206 199V198H205ZM124 200V199H123ZM122 200V201H123ZM131 200V199H130ZM146 200V199H145ZM171 200V199H170ZM177 200V199H176ZM183 199L181 198V201H182ZM193 200V199H192ZM199 200H201L202 201V199H199ZM208 201H209V199H207ZM207 200H205V201H207ZM224 200V201H223ZM230 200V201H229ZM241 200V199H240ZM14 201V200H13ZM17 201V200H16ZM133 201H134V199H133ZM136 201V200H135ZM140 201H142L141 199H140ZM148 201H150V203H151V200L149 199ZM180 200H179V202H181ZM184 202L186 201V200H183ZM200 201V202H201ZM207 201V202H208ZM101 202V201H100ZM137 202H138V200H137ZM143 202H145V201H143ZM164 202V201H163ZM168 202V201H167ZM176 202V201H175ZM191 202V201H190ZM196 202H197V200H196ZM199 201H198V203L197 204H199L200 203ZM212 202V201H211ZM211 202L209 201V204L211 205ZM222 202H221V204H222ZM9 203H11V201L9 202ZM18 203V202H17ZM105 203V202H104ZM110 203V202H109ZM108 203V204H109ZM176 203H178V202H176ZM193 203V202H192ZM191 203V204H192ZM206 203V202H205ZM213 203V202H212ZM220 203V202H219ZM224 203H223V205H224ZM3 204V203H2ZM39 204V203H38ZM103 204V203H102ZM111 204V203H110ZM109 204V205H110ZM141 204V203H140ZM139 204V205H140ZM144 204V203H143ZM152 204H155V203H151V205ZM164 204H166V203H164ZM184 204V203H183ZM207 204V203H206ZM227 204H229V203H227ZM227 204L226 205H224V210H226L225 208L227 207ZM233 204V203H232ZM16 205V204H15ZM105 205H107V204H105ZM116 205V204H115ZM119 205V204H118ZM138 205V204H137ZM142 205V204H141ZM181 205V204H180ZM186 205V204H185ZM205 205V204H204ZM217 205H219V204H217ZM223 205H220V206H223ZM230 206H232L231 204H229ZM18 206H20L19 204H18ZM156 204L155 205H153V207L154 208H156ZM160 206V205H159ZM168 206V205H167ZM167 206H166V209H167ZM170 206H172V204L170 205ZM176 206V205H175ZM190 206V205H189ZM199 206H201L200 204H199ZM199 206H197V208H199ZM207 206H208V204H207ZM214 206V205H213ZM226 206V207H225ZM95 207V206H94ZM111 207V206H110ZM118 207V206H117ZM121 207V206H120ZM177 207V206H176ZM185 207V206H184ZM202 207V206H201ZM200 207V208H201ZM211 207V206H210ZM41 208V207H40ZM97 208V207H96ZM107 208H108V205H107ZM113 208H114V206H113ZM124 208V207H123ZM122 208V209H123ZM158 208V207H157ZM168 208H169V206H168ZM173 208V207H172ZM193 208H194V206L192 207V210H193ZM196 208V207H195ZM204 208V207H203ZM215 208V207H214ZM219 208H221V207H219ZM228 208V210H229V208L230 207H227ZM75 209V208H74ZM111 209V208H110ZM118 209H120V208H117L116 210H118ZM121 209V210H122ZM159 209V208H158ZM162 209H163V207H162ZM174 209V208H173ZM177 209V208H176ZM222 209V208H221ZM35 210V209H34ZM42 210V209H41ZM150 210V209H149ZM152 210H156V209H153L152 208ZM188 210H189V207H188ZM198 210V209H197ZM201 211H202V209H200ZM210 210V209H209ZM95 211V210H94ZM111 211H113V210H111ZM120 211V210H119ZM128 211V210H127ZM158 211V210H157ZM182 211H183V209H182ZM182 211H179V212H181L182 213ZM187 211V210H186ZM185 211V212H186ZM191 211V210H190ZM190 211H188V213L190 212ZM196 211V210H195ZM201 211H200V213H201ZM204 211H206V210H204ZM203 211V212H204ZM212 211V210H211ZM222 211H223V209H222ZM239 211V210H238ZM93 212V211H92ZM114 212H115V210H114ZM121 212H123V211H121ZM130 212V211H129ZM156 212V211H155ZM160 214H162L160 211H158ZM165 212L167 213V211L165 210ZM178 212V213H179ZM207 212V211H206ZM224 212V211H223ZM226 212V211H225ZM224 212V213H225ZM228 212V214H226ZM225 214L226 215H229L230 213H229V211H227ZM234 212H237V209L236 210H234ZM244 212H243V214H244ZM46 213H47V211H46ZM49 213V212H48ZM51 213V212H50ZM95 213H96V211H95ZM94 213V214H95ZM118 213H120V212H118ZM128 213V212H127ZM164 213V212H163ZM192 213H194V211H192ZM196 213H198V212H195L194 214H196ZM222 213V212H221ZM258 213V212H257ZM256 213V214H257ZM261 213L262 212H260V215H261ZM114 214V213H113ZM121 214V213H120ZM119 214V215H120ZM152 214H153V212H152ZM152 214L150 215V216H152ZM165 214V213H164ZM167 214H169V213H167ZM170 214H171V212H170ZM169 214V215H170ZM199 214V213H198ZM197 214V215H198ZM204 214V213H203ZM202 214V215H203ZM214 214V213H213ZM223 214V213H222ZM221 214V215H222ZM241 214V213H240ZM259 214V213H258ZM258 214H257V216H258ZM39 215H40V213H39ZM48 215V214H47ZM97 215V214H96ZM95 215V216H96ZM116 215H118V214H116ZM129 215V214H128ZM131 215V214H130ZM143 215V214H142ZM173 215H175V213H173ZM178 215V217H179V214H177ZM186 215V214H185ZM219 215V214H218ZM234 216L236 215V214H233ZM259 215V216H260ZM33 216H34V214H33ZM53 216V215H52ZM62 216V215H61ZM93 216V215H92ZM149 216V217H150ZM157 216V215H156ZM163 216V215H162ZM162 216H159L158 218H160V217H162ZM164 216H166V215H164ZM201 216V215H200ZM200 216H196L197 217V220H198V218L200 219ZM208 216V215H207ZM212 216V215H211ZM214 216V215H213ZM233 216V217H234ZM250 216V215H249ZM100 217V216H99ZM123 217V216H122ZM133 217H134V213H133ZM153 217V216H152ZM166 217H171V216H166ZM188 217H190V216H188ZM187 217V218H188ZM195 217V215H194V218H196ZM202 218H203V216H201ZM219 217V216H218ZM223 217V216H222ZM227 217V216H226ZM230 217V216H229ZM232 217V216H231ZM231 217H230V219H231ZM255 217H256V215H255ZM261 217V216H260ZM110 218V217H109ZM116 218V217H115ZM130 218H132V216L131 217H129V219ZM136 218V217H135ZM153 218H155V217H153ZM157 218V217H156ZM158 218H157V220H158ZM163 218V217H162ZM162 218H161V220H162ZM186 218V217H185ZM204 218H206L205 216H204ZM203 218V219H204ZM220 218H221V216H220ZM237 218V217H236ZM238 218H239V216H238ZM63 219V218H62ZM98 219V218H97ZM117 219V218H116ZM128 218H126V220H127ZM141 219H142V217H141ZM144 219H146V218H144ZM148 219H150V218H148ZM165 218H163V220H164ZM172 219H174V218H172ZM191 219V218H190ZM203 219H201L202 221H203ZM215 219V218H214ZM226 219V218H225ZM258 219V218H257ZM264 219V218H263ZM132 220V219H131ZM152 220V219H151ZM167 220H169V219H167ZM185 220V219H184ZM193 220H195V219H193ZM192 220V221H193ZM199 221V222H202V221ZM205 220V219H204ZM208 220H209V216H208ZM210 220H211V218H210ZM209 220V221H210ZM224 220V219H223ZM223 220L221 221L222 222V224H223ZM234 220V219H233ZM238 220V219H237ZM246 220V219H245ZM256 220V219H255ZM76 221V220H75ZM85 221V220H84ZM105 221V220H104ZM119 221V220H118ZM142 221V220H141ZM148 221V220H147ZM150 221V220H149ZM174 221L176 222V220L174 219ZM178 221V220H177ZM188 221V220H187ZM240 221V220H239ZM259 222H260V220H258ZM62 222V221H61ZM78 222V221H77ZM82 222V221H81ZM109 222V221H108ZM133 222V221H132ZM132 222H131V225H136L137 226V224H132ZM158 222H159V220H158ZM166 222V221H165ZM179 222V221H178ZM190 222V221H189ZM205 222V221H204ZM207 222V221H206ZM211 222V221H210ZM226 222H228V221H225V225H226ZM247 222V221H246ZM256 222V221H255ZM264 222V221H263ZM27 224V223H26ZM82 224L84 225V222H82ZM105 224H106V222H105ZM111 224H112V222H111ZM113 224H114V222H113ZM143 224H144V222H143ZM143 224H141L142 226H143ZM151 224H152V222H151ZM150 224V225H151ZM163 224H164V221H163ZM171 224H172V222H171ZM179 224H180V222H179ZM191 224H192V222H191ZM190 224V225H191ZM228 224H230V222H228ZM228 224H227V226H228ZM231 224H232V221H231ZM230 224V225H231ZM261 224H262V222H261ZM43 225H45V224H43ZM74 225V224H73ZM100 225V224H99ZM99 225H97V226H99ZM103 225V224H102ZM107 225V224H106ZM105 225V226H106ZM157 225V224H156ZM159 225V224H158ZM157 225V226H158ZM170 225V224H169ZM193 225V224H192ZM202 225H203V222H202ZM205 226H206V224H204ZM210 224H208V226H209ZM213 225H215V224H213ZM212 225V226H213ZM217 225H218V222H217ZM237 225V224H236ZM258 227H256V228H258L259 229V227L261 228V226H259L260 224H256ZM30 226V225H29ZM81 226V225H80ZM85 226V225H84ZM96 226V227H97ZM154 226V225H153ZM161 226V228L163 227V226H166V227H164V228H168L167 227V224L166 225H160ZM160 226H158V228L160 227ZM173 226V228H174V226H177V225H172ZM182 226V225H181ZM184 226V225H183ZM196 226V225H195ZM201 226V225H200ZM204 226V227H205ZM211 226V225H210ZM220 226V225H219ZM247 226V225H246ZM93 227V226H92ZM91 227V228H92ZM107 227H109L108 225H107ZM110 227H111V229H113L112 228V226L110 225ZM134 227V226H133ZM192 227V226H191ZM202 228H203V226H201ZM200 227V228H201ZM214 227V226H213ZM215 227H216V225H215ZM230 227H232V226H230ZM240 227V226H239ZM248 227H249V225H248ZM247 227V228H248ZM137 228V227H136ZM139 228H141V227H139ZM172 228V229H173ZM176 228V227H175ZM179 228V227H178ZM207 228V227H206ZM209 228V227H208ZM212 228V227H211ZM226 228H228V227H225V229ZM240 228H242V227H240ZM245 228V227H244ZM243 228V229H244ZM90 229V228H89ZM109 229V228H108ZM130 229V228H129ZM128 229V230H129ZM151 229V228H150ZM149 229V230H150ZM153 229V228H152ZM151 229V230H152ZM154 229H157V227L156 228H154ZM153 229V230H154ZM165 229V230H166ZM205 229V228H204ZM218 229H220V227L218 228ZM224 229V227H223V230H225ZM254 230H255V228H253ZM258 229H257V231H258ZM263 229V228H262ZM29 230V229H28ZM96 230H98V229H96ZM96 230H94V232L95 233H97V231ZM101 230H103L102 228H101ZM104 230H106V227H105V229ZM103 230V231H104ZM143 230V229H142ZM141 230V231H142ZM152 230V231H153ZM169 230V229H168ZM167 230V231H168ZM174 230V229H173ZM202 230V229H201ZM208 230V229H207ZM213 230H215V229H213ZM222 230V231H223ZM231 230V229H230ZM229 230V231H230ZM233 230V229H232ZM241 230V229H240ZM33 231V230H32ZM71 231V230H70ZM77 231V230H76ZM102 231V232H103ZM114 231V230H113ZM124 231V230H123ZM126 231V230H125ZM125 231H124V233H125ZM135 231H137V230H135ZM157 231V230H156ZM170 231V233H171V231L172 230H169ZM179 231V230H178ZM178 231H175V233H176V235H177V232ZM184 231V230H183ZM196 231V230H195ZM197 231H198V229H197ZM200 231V230H199ZM209 231V233H211L212 231H210V229L208 230ZM218 231V230H217ZM245 231H247V230H245ZM260 231H261V229H260ZM16 232H18V231H16ZM99 232V231H98ZM101 232V231H100ZM126 232H128V231H126ZM155 232V231H154ZM154 232H152V233H154ZM163 232H165L164 230H163ZM186 232V231H185ZM205 232V231H204ZM219 232V231H218ZM237 232H239V231H237ZM262 232V231H261ZM27 233V232H26ZM72 234H73V232H71ZM82 233H84L83 231H82ZM92 233V232H91ZM105 233H108V231H106ZM112 233V232H111ZM117 233V232H116ZM123 233V234H124ZM139 234V236H140V238L142 237V235H143V233H142V235L139 233V232H136L135 234ZM147 233H148V231H147ZM165 233H167V232H165ZM164 233V234H165ZM180 233H183V232H180ZM193 233H194V230H193ZM192 233V231H191V233L190 234H193ZM200 233V232H199ZM245 233V232H244ZM252 233V232H251ZM54 234V233H53ZM68 234V233H67ZM103 234V233H102ZM109 234V233H108ZM118 234V233H117ZM150 234V233H149ZM149 234H148V236H149ZM157 234V233H156ZM156 234L154 235V236H156ZM163 234V235H164ZM172 234H174V233H172ZM185 234H187V233H185ZM185 234H183V235H185ZM194 234H198V232H196V233H194ZM193 234V235H194ZM202 234H203V230H202ZM207 234H208V232H207ZM221 234V233H220ZM229 234V233H228ZM227 234V235H228ZM248 234H249V232H248ZM253 234V233H252ZM260 234V233H259ZM18 235V234H17ZM36 235V234H35ZM69 235V234H68ZM86 235V234H85ZM91 235V234H90ZM112 235V234H111ZM124 235H126V234H124ZM129 235V234H128ZM145 235V234H144ZM162 235V236H163ZM176 235H175V237H176ZM180 235V234H179ZM182 234H181V236H183ZM189 235V234H188ZM203 235H206V234H203ZM210 235V234H209ZM217 235V234H216ZM219 235V234H218ZM244 235H246V233L244 234ZM250 235V234H249ZM255 235H257V234H255ZM10 236V235H9ZM26 236V235H25ZM40 236V235H39ZM88 236V235H87ZM109 236V235H108ZM118 236V235H117ZM132 236H134L135 238H136V236L135 235H132ZM157 236H158V234H157ZM165 236V235H164ZM163 236V237H164ZM198 236V235H197ZM200 236H202L201 234H200ZM221 236V235H220ZM224 236V235H223ZM223 236H222V238H223ZM231 236V235H230ZM248 236V235H247ZM262 236V235H261ZM92 237H93V235H92ZM106 238V236H104L103 235V238ZM131 237V236H130ZM130 237H128L127 236V238L128 239H130ZM144 238L146 237V236H143ZM162 237V238H163ZM172 237V236H171ZM170 237V238H171ZM174 237V238H175ZM179 237V236H178ZM184 237V240L186 239L185 238V236H183ZM190 237V236H189ZM226 237V236H225ZM234 237H235V235H234ZM243 237V236H242ZM249 237V236H248ZM248 237H246V240H247V238ZM250 237H252V236H250ZM254 237V236H253ZM253 237H252V239H253ZM85 238H88V237H86L85 236ZM89 238H91V236H89ZM104 238V239H105ZM110 239H111V236L109 237ZM116 238V237H115ZM149 238H151V237H149ZM156 238V237H155ZM161 238V240H166V239H162ZM169 238V237H168ZM194 238H196V237H194ZM213 238H214V235H213ZM233 238V237H232ZM256 238V237H255ZM262 239V237H259V239ZM75 239V238H74ZM82 239H83V237H82ZM81 239V240H82ZM102 239V238H101ZM117 239V238H116ZM125 239V238H124ZM131 239H132V237H131ZM138 239H139V237H138ZM137 239V240H138ZM152 239L154 240V237H152ZM151 239V240H152ZM197 239H199L200 240V238L199 237H197ZM201 239H202V237H201ZM240 239H241V237H240ZM251 239V238H250ZM249 239V240H250ZM264 239V238H263ZM63 240V239H62ZM76 240V239H75ZM78 240V239H77ZM79 240H80V237H79ZM78 240V241H79ZM87 240V239H86ZM94 240V239H93ZM105 240H107V239H105ZM122 240L123 239H121L120 241L122 242ZM126 240V239H125ZM157 240V239H156ZM160 240V243L162 242ZM171 240V239H170ZM175 240V239H174ZM193 240V239H192ZM206 240L208 241V239H205V243H203L202 245L204 246V244H206ZM225 240V239H224ZM223 240V241H224ZM243 240V239H242ZM245 240V239H244ZM244 240H243V243H246V242H244ZM249 240H247V241H249ZM255 239H253V241H254ZM30 241V240H29ZM29 241H28V244H29ZM95 241V240H94ZM104 241V240H103ZM124 241V240H123ZM131 241H133V240H131ZM141 241V240H140ZM148 241H149V239H148ZM168 241V240H167ZM172 241H173V239H172ZM186 241V240H185ZM190 241H191V239H190ZM190 241L188 242L189 244H187V246L188 245H190ZM196 241V240H195ZM218 241H219V239H218ZM252 241V240H251ZM258 241H260V240H258ZM257 241V242H258ZM264 241V240H263ZM9 242V241H8ZM23 242V241H22ZM68 242V241H67ZM72 242V241H71ZM86 242V241H85ZM87 242H90V241H87ZM92 242V241H91ZM113 243H114V241H112ZM117 241H115V243H116ZM118 242H119V239H118ZM117 242V243H118ZM126 242H128V244H129V242L130 241H126ZM126 242H125V244H123V245H126ZM133 242H136V239H134V241ZM145 242V241H144ZM152 242H154V241H152ZM156 242H158V241H156ZM156 242H154L155 243V245H156ZM169 242H171V241H169ZM174 242V241H173ZM178 242V241H177ZM176 242V243H177ZM184 242V241H183ZM187 242V241H186ZM199 242V241H198ZM202 242H204V239L202 240ZM210 242H213V241H210ZM209 242V243H210ZM228 242V241H227ZM230 242H232L233 243V241H230ZM1 243V242H0ZM4 243H6V242H4ZM11 243V242H10ZM69 243V242H68ZM93 243V242H92ZM98 243V242H97ZM97 243H95V244H97ZM109 243V242H108ZM123 243V242H122ZM146 243V245H147V241L145 242ZM153 243V244H154ZM163 243V242H162ZM161 243V244H162ZM165 243V242H164ZM175 243V242H174ZM181 243V242H180ZM197 243V242H196ZM200 243V242H199ZM213 243H215V242H213ZM219 242H217V244H218ZM249 243H250V241H249ZM261 243H262V241H261ZM264 243V242H263ZM27 244V245H28ZM33 244H35V243H33ZM69 244H71V243H69ZM74 243H72L71 245L73 246H71L72 248H74V245H73ZM87 244V243H86ZM99 244H100V241H99ZM112 244V243H111ZM138 244V243H137ZM141 244V243H140ZM149 244V243H148ZM153 244L151 245V244H149V245H151L152 247H154L153 246ZM157 244H159V243H157ZM161 244H159L160 246H161ZM192 244V243H191ZM201 244V243H200ZM260 244V243H259ZM81 245V244H80ZM91 245V244H90ZM113 245V244H112ZM115 245V244H114ZM131 245V244H130ZM143 245H144V243H143ZM146 245H145V247H146ZM165 245V244H164ZM170 245H171V243H170ZM173 245L174 244H172V246L171 247H173ZM179 244H177V246H178ZM186 245V244H185ZM193 245V244H192ZM192 245H190V246H192ZM208 245V244H207ZM211 245H212V243H211ZM227 245V244H226ZM230 245H232V244H230ZM229 245V247H231ZM77 246V245H76ZM75 246V247H76ZM97 246V245H96ZM96 246L94 247V249L96 248ZM99 246V245H98ZM100 246H103V248H104V245H101L100 244ZM118 246H121V245H118ZM137 246V245H136ZM140 246H142V245H140ZM139 246V247H140ZM151 246H150V248H151ZM167 246V245H166ZM175 246V245H174ZM196 246V245H195ZM214 246H216V245H214ZM213 246V247H214ZM217 246H219V245H217ZM234 246V245H233ZM233 246H232V248H233ZM238 246H240V244L238 245V243H237V247ZM241 246L243 247V245H242V243H241ZM246 246H248V243H246ZM7 247V246H6ZM18 247V246H17ZM27 247V246H26ZM78 247V246H77ZM88 247V246H87ZM92 247V246H91ZM115 247H117V246H115ZM124 247V246H123ZM126 247V246H125ZM130 247H133L132 245L130 246ZM169 247V246H168ZM198 247V246H197ZM211 247V246H210ZM213 247H211V248H213ZM223 247V246H222ZM244 247H245V245H244ZM253 247H255V246H253ZM261 247V246H260ZM15 248V247H14ZM80 248V247H79ZM89 248V247H88ZM93 248V247H92ZM100 248V247H99ZM102 248V249H103ZM106 248H108V247H106ZM106 248H104V249H106ZM114 248V247H113ZM121 248V247H120ZM127 248H128V246H127ZM141 248V247H140ZM147 248V247H146ZM182 248H183V246H182ZM181 248V250H183ZM188 248V247H187ZM193 248V247H192ZM196 248V247H195ZM205 248V247H204ZM216 248V247H215ZM235 248V247H234ZM248 248V247H247ZM251 248V247H250ZM250 248H248V249H250ZM55 249V248H54ZM77 249V248H76ZM82 249V248H81ZM115 249H117V248H115ZM114 249V251H116L117 252V250H115ZM118 249H119V247H118ZM122 249H124V248H122ZM122 249H120V250H122ZM129 249V248H128ZM161 249V248H160ZM165 249H166V247H165ZM180 249V245H179V248H178V250ZM186 249V248H185ZM197 249H200V247H198ZM202 249V248H201ZM209 249V248H208ZM253 249V248H252ZM21 250H22V248H21ZM49 250V249H48ZM95 250H97V249H95ZM94 250V251H95ZM100 250V249H99ZM112 250V249H111ZM126 250V249H125ZM129 250H134V248L133 249H129ZM136 250H138V247H136ZM142 250V249H141ZM145 250V249H144ZM150 250H152V249H150ZM155 250V249H154ZM157 250V249H156ZM155 250V251H156ZM162 250L165 252V250L164 249H161V255H162ZM176 250H177V248H176ZM180 250V251H181ZM187 250V249H186ZM185 250V252L186 253H189V251L187 252ZM193 250V249H192ZM195 250V249H194ZM193 250V251H194ZM202 250H204V249H202ZM202 250H200V253H201V251ZM210 250V249H209ZM209 250H207L208 252H209ZM216 250V249H215ZM226 250V249H225ZM254 250V249H253ZM35 251H37V250H35ZM41 251V250H40ZM91 251H93V250H91ZM124 251V250H123ZM122 251V252H123ZM139 251V250H138ZM193 251H191L192 252V254L194 253V255H195V252H193ZM199 251V250H198ZM198 251H196V252H198ZM206 251V252H207ZM217 251V250H216ZM228 251H229V249H228ZM240 251V250H239ZM245 251V250H244ZM246 251H247V249H246ZM44 252V251H43ZM76 252V251H75ZM97 252V251H96ZM103 252H105L106 253V251H103ZM112 252V251H111ZM131 252V251H130ZM134 252V251H133ZM144 252V251H143ZM163 252V253H164ZM167 252V251H166ZM182 252V251H181ZM203 252V251H202ZM205 252V251H204ZM241 255L240 256H242V254H243V251H242V249H241ZM262 252V251H261ZM23 253V252H22ZM32 253H34V252H32ZM38 253V252H37ZM95 253V252H94ZM127 253V252H126ZM147 253V252H146ZM145 252H144V254H146ZM150 252H149V250H148V254H149ZM151 253H154V251H152ZM157 253V252H156ZM177 253V252H176ZM199 253V252H198ZM212 253V252H211ZM210 253V254H211ZM217 253V252H216ZM226 253H228L227 251H226ZM225 253V254H226ZM235 253V252H234ZM244 253H247V252H244ZM250 253V252H249ZM249 253H248V257H249ZM64 254V253H63ZM102 254V253H101ZM113 254H114V252H113ZM122 255H123V253H121ZM131 254H132V252H131ZM134 254V253H133ZM143 254V255H144ZM147 254V255H148ZM183 254H185V253H183ZM190 255H191V253H189ZM229 254V253H228ZM264 254V249H263V252L260 254V251H258L255 255H259V257H262V256H260V255H263ZM98 255V254H97ZM99 255H100V253H99ZM103 255V254H102ZM107 255V254H106ZM117 255H119V254H117ZM171 255H172V253H171ZM181 255V254H180ZM193 255V256H194ZM212 255H213V253H212ZM34 256V255H33ZM151 255H148V257H150ZM153 256H154V254H153ZM186 256V255H185ZM191 257V256H189V257H191V258H194V257ZM197 256V255H196ZM234 256V255H233ZM244 256V259H245V254L243 255ZM105 257H108V255L107 256H105ZM116 257V256H115ZM148 257H146L145 256V258L146 259H148ZM156 257V256H155ZM154 257V258H155ZM158 257H159V255H158ZM157 257V258H158ZM187 257V256H186ZM198 257V256H197ZM202 257V256H201ZM224 257V256H223ZM228 257V256H227ZM226 257V258H227ZM230 257V256H229ZM235 257V256H234ZM247 257V258H248ZM61 258H62V256H61ZM112 258H114V256L112 257ZM150 258H153V257H150ZM157 258H156V260H157ZM160 258V257H159ZM167 259H168V257H166ZM169 258H170V255H169ZM178 258H180V257H178ZM181 258H183L182 256H181ZM214 258H215V256H214ZM63 259V258H62ZM105 259V258H104ZM118 259V258H117ZM127 259H129V258H127ZM162 259V258H161ZM184 259V258H183ZM195 259V258H194ZM199 259V258H198ZM221 259H222V257H221ZM230 259V258H229ZM228 259V260H229ZM231 259H232V256H231ZM249 259V258H248ZM261 258H259V260H260ZM264 259V258H263ZM130 260V259H129ZM134 260V259H133ZM133 260H131L132 262H133ZM139 260H141V259H138L137 261H139ZM153 260V259H152ZM155 259L153 260L154 262H156V263H158L159 261L158 260H160V259H158L157 261H156ZM196 260V259H195ZM200 260V259H199ZM210 260V259H209ZM233 260V259H232ZM236 260V259H235ZM114 261V260H113ZM135 261V260H134ZM164 261V260H163ZM162 261V262H163ZM166 261V260H165ZM164 261V262H165ZM167 261H169L170 262V260H167ZM182 261V260H181ZM180 261V262H181ZM185 261H187V259L186 260H184L183 262L186 264V262ZM236 261H238L239 262V259L238 260H236ZM241 261V260H240ZM245 261H247V259H245ZM254 261V260H253ZM31 262V261H30ZM120 262H122V260L120 261ZM130 262V261H129ZM148 262H150V261H148ZM161 262V263H162ZM173 262V261H172ZM175 262V261H174ZM173 262V263H174ZM180 262H179V264H180ZM189 262V261H188ZM187 262V264H189ZM195 262V261H194ZM203 262V261H202ZM221 262V261H220ZM230 262H231V260H230ZM233 262V261H232ZM231 262V263H232ZM244 262V261H243ZM248 262V261H247ZM264 262V261H263ZM24 263V262H23ZM67 263V262H66ZM65 263V264H66ZM107 263V262H106ZM127 262H125L124 264H126ZM137 262H135V264H136ZM141 262L139 261V263L138 264H140ZM166 264H168V262H165ZM222 263V262H221ZM221 263H219V264H221ZM237 263V262H236ZM235 263V264H236ZM241 263H242V261H241ZM245 263V262H244ZM244 263H242V264H244ZM260 263H262L261 262V260H260ZM1 264V263H0ZM10 264V263H9ZM68 264H70V263H68ZM114 264H116V263H114ZM130 264V263H129ZM133 264H134V262H133ZM141 264H143V262L141 263ZM144 264H145V262H144ZM148 264V263H147ZM153 264H155V263H153ZM163 264V263H162ZM169 264H171V263H169ZM174 264H178V263H174ZM190 264H192V263H190ZM195 264V263H194ZM223 264V263H222ZM227 264V263H226ZM229 264V263H228ZM232 264H234V263H232ZM237 264H240V263H237Z\"/></svg>","mask_w":264,"mask_h":264}]
</instances>
